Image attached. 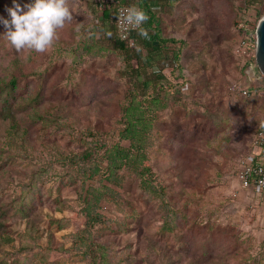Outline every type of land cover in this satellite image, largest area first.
<instances>
[{"label":"rangeland","instance_id":"rangeland-1","mask_svg":"<svg viewBox=\"0 0 264 264\" xmlns=\"http://www.w3.org/2000/svg\"><path fill=\"white\" fill-rule=\"evenodd\" d=\"M158 1L186 73L148 149L161 197L130 169L121 184L105 178L104 146L129 145L119 135L127 81L113 53L80 63L66 46L93 32L91 0H68L73 20L42 53L17 51L0 24V264H264V202L241 192L233 165L264 123V74L234 40L246 0ZM11 6L0 0V15ZM101 180L117 192L90 219L86 194Z\"/></svg>","mask_w":264,"mask_h":264},{"label":"trees","instance_id":"trees-1","mask_svg":"<svg viewBox=\"0 0 264 264\" xmlns=\"http://www.w3.org/2000/svg\"><path fill=\"white\" fill-rule=\"evenodd\" d=\"M246 1L250 4L258 2L262 5L261 12L264 10L263 0ZM153 2L156 4L159 1L142 0V3L146 6H151L154 4ZM91 3H93V0H91ZM115 15V10L106 9L99 31H97V26L94 24L92 17V21H90L89 25H86L92 29L93 32L91 35H84L82 41L77 44H69L71 47H69V45L66 46L69 49L71 48L70 50L75 51L73 60L77 59L80 63L84 60L83 58L101 57L111 53L116 55L118 60L121 61V66L119 65L121 69L119 70H122L121 73H123L127 81V97L122 107L123 127L120 129L119 135L121 139L129 140V145H124L118 141L104 146L102 156L104 161L107 162L105 178L113 184H121L124 178L122 173L123 170L130 169L138 176L143 189L152 195L161 197L165 192V188L155 180L156 175L150 163L148 149L153 142L152 132L157 125L160 112L166 110L169 105H171L173 98L176 97V93L173 91L174 88L180 86L186 79L185 68L182 63V47H178L171 51L174 52L173 55L175 57V64L173 66L163 69L162 72L157 75H152V73L148 72L147 67L155 63L156 60L151 56L144 61L145 68H143L144 70L141 73L139 72V69H142L141 60L139 55L136 54L140 40H142L143 45L150 50L155 47H159L162 50L164 48L161 46L168 41L178 40V35L175 34V31L173 33H171V31V34L167 35L157 23V19L159 18L158 13L153 12L151 13V20L143 26L148 30L150 38L145 39L137 32V48L131 49L125 42L121 41L118 36L116 26L113 23ZM235 20L236 14L233 25L235 24ZM102 27L103 29L105 28L104 30L107 35L111 33V35H108L113 39L111 44L108 43V41H104V39H98L97 33H100ZM86 28L87 27H83L82 31L84 32ZM110 28H113L114 31H111ZM77 60L76 62H78ZM119 66L118 68H120ZM17 81L18 79L12 78L10 83L14 87ZM172 94L174 95L171 99L170 97ZM10 115L11 112H9L7 116L10 117ZM38 116L42 118V115ZM12 119L14 121L12 126L19 125L16 123L17 121L13 115ZM18 130V133L22 134L20 127ZM232 138H230V144H232ZM249 151L237 156L245 155ZM85 154L87 156L91 155L92 151L87 150ZM99 172L100 166L97 165L94 167L91 175L94 177ZM116 192L117 190L114 187L108 183H104L102 180L99 185H91L88 188L85 208L90 219L94 218L92 214L96 212V207L100 204L102 198H104L107 193L113 194ZM97 215L99 216V213H97ZM3 240L4 242H11L12 238L6 235ZM97 242H99L97 248H103L105 246L100 241ZM100 252L102 253V258L106 257L105 251Z\"/></svg>","mask_w":264,"mask_h":264},{"label":"built area","instance_id":"built-area-1","mask_svg":"<svg viewBox=\"0 0 264 264\" xmlns=\"http://www.w3.org/2000/svg\"><path fill=\"white\" fill-rule=\"evenodd\" d=\"M130 5L141 7L148 17L151 18V11L139 3L138 0H93V22L97 26V31H99L104 11L106 9L115 10L116 15L113 23L116 26L118 36L129 48L134 49L137 48L136 35L138 30L129 26V29L124 31L118 24L120 10ZM261 10L262 5L258 2L250 4L244 1L237 7V17L234 24V31L237 33V36H235L234 40L236 41L238 51H242V55L246 59L245 64L249 62L251 64L250 60L256 57L257 26L262 17L260 15ZM166 46L172 51L176 47V44L170 42ZM251 71H254L255 78H257L255 69L251 68ZM249 75L253 79L251 74ZM253 145L251 151L234 158V174L241 187L255 193H264V123L255 132Z\"/></svg>","mask_w":264,"mask_h":264},{"label":"clouds","instance_id":"clouds-1","mask_svg":"<svg viewBox=\"0 0 264 264\" xmlns=\"http://www.w3.org/2000/svg\"><path fill=\"white\" fill-rule=\"evenodd\" d=\"M7 12L10 19L0 15V24L7 29L3 36L17 51L32 49L45 52L56 40L57 30L73 20L68 0H28L24 4L20 0H12ZM118 18V24L124 31L130 26L143 38H150L148 30L143 27L149 17L141 7L130 5L121 9Z\"/></svg>","mask_w":264,"mask_h":264},{"label":"crops","instance_id":"crops-1","mask_svg":"<svg viewBox=\"0 0 264 264\" xmlns=\"http://www.w3.org/2000/svg\"><path fill=\"white\" fill-rule=\"evenodd\" d=\"M139 3H141L143 6L146 7V5H144L142 3V0H138ZM154 3V2H153ZM152 4V3H151ZM151 10L155 13H158V6L154 3L151 6ZM159 14V13H158ZM151 18H149L145 23H148V21H150ZM158 20V19H157ZM158 23V21H157ZM159 24V23H158ZM159 26H162L159 24ZM109 39V40H105V39ZM102 39H104V41H108V43H112L113 39H111L110 36H102ZM170 42L173 41H168L167 43H165L163 46L164 49L161 50V48H152L151 50L149 48H147L146 46L143 45L142 40H140V43L138 45V48L136 50V54L139 55V58L141 60V67L142 69H139V72H143V68H145V64L144 61H146L149 57H153L156 62L153 63L152 65H148L147 70L149 73H152V75H157L160 72H162L163 69H166L167 67L173 66L175 64V57L173 55L174 52H171V50L168 49V47L166 46L167 44H169ZM176 44V42H173ZM156 46V45H155ZM176 47H174L175 49ZM161 56V57H160ZM120 67V66H119ZM180 94V93H179ZM253 145V144H252ZM254 146V145H253ZM252 146V148H253ZM252 148L250 150H252ZM238 184V182H237ZM243 192V190L247 191L246 193H249L251 190L249 189H241ZM251 193L253 195H255L256 197H259V201H263L264 202V193H255L253 191H251Z\"/></svg>","mask_w":264,"mask_h":264},{"label":"water","instance_id":"water-1","mask_svg":"<svg viewBox=\"0 0 264 264\" xmlns=\"http://www.w3.org/2000/svg\"><path fill=\"white\" fill-rule=\"evenodd\" d=\"M256 61L259 69L264 74V14L257 26Z\"/></svg>","mask_w":264,"mask_h":264},{"label":"bare ground","instance_id":"bare-ground-1","mask_svg":"<svg viewBox=\"0 0 264 264\" xmlns=\"http://www.w3.org/2000/svg\"><path fill=\"white\" fill-rule=\"evenodd\" d=\"M250 74H251V71H250ZM252 76V75H251ZM254 78H255V74H254Z\"/></svg>","mask_w":264,"mask_h":264}]
</instances>
